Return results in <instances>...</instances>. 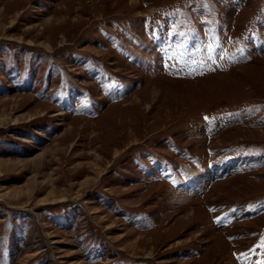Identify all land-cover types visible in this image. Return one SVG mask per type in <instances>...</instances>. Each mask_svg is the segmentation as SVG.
<instances>
[{"label":"rangeland","instance_id":"374dc122","mask_svg":"<svg viewBox=\"0 0 264 264\" xmlns=\"http://www.w3.org/2000/svg\"><path fill=\"white\" fill-rule=\"evenodd\" d=\"M0 264H264V0H0Z\"/></svg>","mask_w":264,"mask_h":264}]
</instances>
